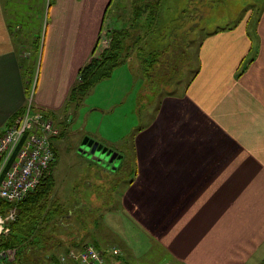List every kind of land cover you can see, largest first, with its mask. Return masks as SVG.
<instances>
[{"label": "crops", "instance_id": "0c3cea01", "mask_svg": "<svg viewBox=\"0 0 264 264\" xmlns=\"http://www.w3.org/2000/svg\"><path fill=\"white\" fill-rule=\"evenodd\" d=\"M56 1L50 9V39L55 41L49 48H70L71 41L78 43L77 49L86 46L84 54L69 66V77L64 82L60 77L59 95L53 96L48 73L40 84L41 76L38 80L34 107L59 112L100 34L115 27L112 20L107 21L112 0ZM7 19L0 0V136L28 98L21 50ZM75 26L80 34L69 38ZM88 29L93 35L86 40L83 32ZM258 30L257 44L243 27L237 34L217 33L208 50L210 39L204 41L201 70L184 95L163 99L152 132L162 135L157 141L166 153L164 159L158 154L157 161L165 160L171 167L152 175L138 163L141 187L123 197L137 223H148L147 216L153 211L157 235L167 232L171 236L161 240L171 264H264V11ZM221 36L229 41L217 40ZM226 48L232 55L223 67L220 55ZM48 57L46 66H50ZM53 97L60 98L59 102ZM152 181L154 185H143Z\"/></svg>", "mask_w": 264, "mask_h": 264}, {"label": "rangeland", "instance_id": "374dc122", "mask_svg": "<svg viewBox=\"0 0 264 264\" xmlns=\"http://www.w3.org/2000/svg\"><path fill=\"white\" fill-rule=\"evenodd\" d=\"M56 2L1 0L3 13L10 18L7 21L12 30L15 29L14 42L20 47L24 72L31 75V93L28 98L35 96L38 80L41 76L40 84L46 73L51 77L50 89L55 90L53 96L59 95L60 77L64 82L69 77L68 68L75 63V57H80L86 51V46L77 49L78 43L75 41L70 42V48H49L50 42L55 41L50 39L53 33L50 9H54ZM263 11L264 0H160L152 22L149 18L152 16L150 9L138 17L131 0H113L107 11V21L112 20L111 26L115 28L130 26L126 42L131 45V50L126 62L116 67L111 76L96 83L80 105L71 104L64 111L67 107L65 105L59 112L36 109L48 113L55 126L64 132L63 137L54 140L58 153L52 167L55 179L52 197L56 196L66 210L72 211L69 218L63 216L60 219L64 227L66 224L65 229H62V236L66 240L75 238L76 234L68 228L69 224L76 223L79 232L77 242L81 245L97 244L104 250L119 248L121 254L116 259L120 264H171L172 258L163 253L161 243L167 232L164 233L165 236L157 235L159 228L155 224L153 211L147 216L148 223L139 224L134 220L136 217L128 212L130 209L123 197L126 192L134 191L136 186L141 187V178L137 177V174L140 175L138 163L152 175L171 167L165 160L157 161L158 154L161 153V159H164L166 153H162V142L157 141L162 135L152 132L156 128L163 99L167 96L184 95L201 70L204 41L210 39L207 42L208 50L215 42L217 33L230 31L237 34L243 27L257 44L260 41L258 27ZM135 17L138 19L133 24ZM162 30H165L164 34L161 33ZM215 30L217 31L214 33ZM58 32L56 30L54 34L57 35ZM70 34H80V28H70L69 38ZM66 35V32L63 33L62 39ZM83 35L87 40L93 32L91 29L84 30ZM103 37L104 34H100L99 39ZM217 40L229 41L227 36H221ZM38 41L40 48L36 50ZM139 44L144 46L143 50L137 48ZM101 49L100 44L98 51ZM182 49L188 51L185 64L176 57L181 56ZM255 50L256 48L253 52ZM55 51L61 54H56ZM150 51L157 52L154 54V65H151L152 56L145 61V56ZM253 52L248 53L247 57L250 58ZM47 54L50 66H46ZM231 55L229 48L222 51L220 56L223 67L228 65ZM185 57L187 58L186 55ZM170 61L173 63L169 64ZM246 62L244 60L239 73ZM161 64L163 70L156 75L154 69ZM64 65L66 66L61 71L58 70V67ZM146 66L149 73L153 72L152 77L146 76ZM59 99L52 98L54 102H59ZM87 136L117 151L122 159H117L107 167L99 158V152L90 156L83 153L87 146L82 142ZM133 181L135 183L131 186ZM153 181L143 185H154ZM140 218L138 214V220ZM80 235L84 238L80 239ZM167 237L171 239V236ZM76 243L73 244L78 246ZM69 248L65 244L51 250L57 255V262L59 255ZM12 249L14 248L5 251L13 254ZM13 258L14 254L9 256V259Z\"/></svg>", "mask_w": 264, "mask_h": 264}, {"label": "trees", "instance_id": "16d2710c", "mask_svg": "<svg viewBox=\"0 0 264 264\" xmlns=\"http://www.w3.org/2000/svg\"><path fill=\"white\" fill-rule=\"evenodd\" d=\"M131 1L134 4V10L138 17L144 11L150 9L152 16L149 18L154 22L153 20L156 17V9L159 8L160 0ZM212 1L219 2L221 0ZM112 2L113 0L110 2L108 8L111 6ZM200 9L202 10V8ZM138 17L134 18L133 24L136 23ZM199 17H202V13L199 14ZM217 30H215L214 33ZM129 31L130 26L107 30L106 34L110 38L109 45L103 48L99 53H97L98 44L94 46L90 58L78 71V78L72 85L66 98L64 106L66 105L67 107L64 111H67L71 104L80 105L96 83L111 76L116 67L126 62L131 50V45L126 42ZM164 32L165 30H162L161 33L164 34ZM39 48L40 42L38 41L36 50ZM137 48L143 50L144 46L139 44ZM156 53L157 52L150 51L145 56V61L147 62L148 57L152 56L151 65H154L156 61L154 54ZM187 53V50L182 49L181 56H176L182 61V64H185L186 60H188ZM182 57L185 58L182 60ZM173 61H170L169 64H172ZM22 67L25 71L23 64ZM29 67L31 68V65H29ZM162 70L163 65L161 64V66L158 65L156 67V70L154 69V72L158 75ZM145 72L147 77H152L153 72L151 71L149 73L147 66ZM30 76V74L26 75L24 72L26 93L28 96L31 91ZM63 135L64 132L61 131L59 137H63ZM54 190L55 179L51 172L48 176L43 178L41 183L31 191L26 198L16 204L18 211L17 218L11 223V230L8 235L3 237L0 242V249L5 253L4 264H58L57 255H54L51 251L53 248L65 244L70 246L68 250L81 248V246H83L76 241L79 235L76 223L69 224L68 228L69 231H73V234H76L74 239L72 237L66 240L64 236H62V229H65L66 224L64 227L60 219L63 216L68 217L72 211L70 209L66 210L57 197H52ZM81 238L84 237L80 235V239ZM73 243H76L78 246H75ZM72 245L74 247H71ZM9 248H14L12 249L14 251L13 259H9V256L13 254L7 252L8 250L5 251V249Z\"/></svg>", "mask_w": 264, "mask_h": 264}, {"label": "built area", "instance_id": "2783aa9c", "mask_svg": "<svg viewBox=\"0 0 264 264\" xmlns=\"http://www.w3.org/2000/svg\"><path fill=\"white\" fill-rule=\"evenodd\" d=\"M107 35L102 48L109 45ZM60 130L45 113L36 111L32 98L23 112L0 136V240L17 218L16 204L26 198L51 173L56 160L54 140ZM120 249L102 250L92 243L59 255V264H118ZM5 253L0 249V264Z\"/></svg>", "mask_w": 264, "mask_h": 264}, {"label": "water", "instance_id": "95a60500", "mask_svg": "<svg viewBox=\"0 0 264 264\" xmlns=\"http://www.w3.org/2000/svg\"><path fill=\"white\" fill-rule=\"evenodd\" d=\"M82 144L87 146L83 153H87L90 156L99 152V158H101L104 165H108L107 167L111 166L117 159H122L120 153L88 136L83 140Z\"/></svg>", "mask_w": 264, "mask_h": 264}]
</instances>
